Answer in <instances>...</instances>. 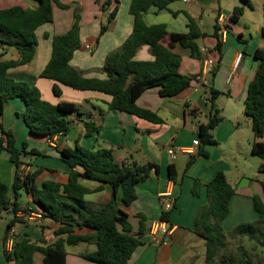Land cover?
Segmentation results:
<instances>
[{"label": "crops", "instance_id": "obj_1", "mask_svg": "<svg viewBox=\"0 0 264 264\" xmlns=\"http://www.w3.org/2000/svg\"><path fill=\"white\" fill-rule=\"evenodd\" d=\"M58 1L66 5L67 9L52 4V22L39 26L35 31L37 44L32 59L8 70L7 77L34 86L40 98L52 105L73 103L76 111L66 117L69 123L66 133L57 137H50L47 131L33 134L23 120V101L18 97L6 98L0 125L11 131L16 148L25 151L20 158L21 164L28 165L31 172L37 170L34 177L37 188H41L46 181L60 184L66 182L69 169L62 161L59 150L71 149L76 145L88 149L110 148L114 161L120 166H128L132 162L139 165L148 162L157 164V174L152 173L136 184V198L127 208L122 207L119 194L114 198V207L127 215L133 235L139 230V216L144 218L142 244L133 252L128 264H206L205 242L194 232V217L197 210L207 202L206 187L213 176L219 171L223 172L227 182L234 188L228 215L222 221L225 232L238 224L256 220L252 198H264V174L258 172L262 160L250 153L255 138L251 121L244 114L247 88L258 67L254 52L264 47V0H250V7L242 0H180L179 5L173 2L166 10L157 11L151 7L144 13L143 20L147 25L164 24L168 33H187L186 13L203 34L196 40L198 56L193 55L188 48L178 45L171 47V51L181 57L180 74L191 78L188 88L170 98H161L157 88H150L136 99L139 107L156 113L162 119L160 124L110 111L107 103L111 97L104 93L74 90L40 76L51 56L53 36L69 30L75 13L79 15L80 45L72 55L70 66L85 79H105L102 67L107 55L119 48L132 31L133 0H118L116 14L108 23L106 19L115 4L104 9L106 0ZM17 6L35 9L38 3L35 0H0V10ZM235 7H242L243 12L236 22H230L229 17ZM163 12L166 15H162ZM220 16L224 19L226 33L222 36L218 28L221 43L218 50L215 48L217 40L214 31ZM212 19L214 23L210 26ZM105 24L107 29L100 34V28ZM162 44L168 46L167 37ZM86 46H90V51ZM201 48H208L209 52L202 53ZM238 54H241V59L234 68ZM21 55L22 52L15 48H8L4 52L0 50V61L16 60ZM205 59L215 62L210 72L213 75L210 86L219 92L214 102L221 120L210 132L215 140L214 145L199 142L198 146L192 147V141L198 139V127L208 123L210 114L211 94L207 81L204 83L202 78ZM129 60H152L151 48L148 45L139 46ZM229 76L231 78L227 80ZM133 78L134 74H127L124 86ZM55 83L61 91L59 96L52 92ZM90 123L94 130L90 129L87 133L86 124ZM259 140L264 142V134ZM169 148L177 152L174 161L167 154ZM188 149L191 152H181ZM200 150L205 151L206 155H200ZM30 151L37 154L31 155ZM169 165L175 169V182L168 179ZM15 174L16 166L10 161L9 154L3 151L0 154V182L7 186L10 201L14 200L12 184ZM80 184L88 189L98 186V183L87 180H80ZM194 184H197V195L192 193ZM166 190L172 191L173 197L168 222L171 235L167 240L154 244L148 240V229L163 213L160 194ZM17 193L19 211L16 217L19 221L12 227L14 241L26 238L32 242L51 243L54 240L53 232L59 224L42 217L39 207L23 188ZM111 196L112 188L104 185L101 191L86 194L84 199L91 209L101 210ZM7 213L0 211V264H12L4 257V230L12 219V216L7 217ZM78 232L85 234L91 230L83 228ZM95 250L94 244L66 246L65 264H96L86 258ZM40 261L41 255L36 253L33 264H40Z\"/></svg>", "mask_w": 264, "mask_h": 264}, {"label": "trees", "instance_id": "obj_2", "mask_svg": "<svg viewBox=\"0 0 264 264\" xmlns=\"http://www.w3.org/2000/svg\"><path fill=\"white\" fill-rule=\"evenodd\" d=\"M38 6L35 9L11 7L0 10V50L15 48L22 52L16 60L0 61V115L3 112L6 98L18 97L25 106L23 120L30 132L41 134L49 132L50 137L68 131L67 115L76 111L73 103L61 102L52 105L40 98L39 91L25 82H17L7 77L10 69L22 66L32 59L36 48V29L53 19L52 4L60 9H67L66 5L58 0H35ZM133 26L130 35L116 50L110 52L102 67L105 79H85L70 66L73 53L80 45L79 15L74 14L73 23L69 30L62 35H55L51 41V56L40 73L41 77L53 80L69 88L79 91H97L109 95L111 100L107 107L113 112H122L145 120L153 124L162 123V119L154 112L139 107L136 99L146 90L157 88L161 98H170L190 86L191 78L179 72L181 57L171 51L173 45L188 48L198 56L199 49L196 40L203 36L196 22L186 13L187 33H168L164 24L147 25L143 15L149 8L157 11L168 9V5L180 0H133ZM248 7L250 0H242ZM118 0H106L103 7L111 9L106 23L114 18ZM243 8L235 7L229 17L230 22H236L242 15ZM175 14V13H173ZM107 29L102 25L100 34ZM215 26L214 36L217 40L215 48L220 49V41ZM264 35V26H262ZM168 38V46L162 41ZM141 45L151 48L152 60H129ZM3 54V53H2ZM254 58L258 67L252 81L247 88L244 101V114L251 121V129L255 141L251 145L250 153L262 160L258 172L264 174V142L259 139L264 134V47L255 50ZM127 74H134L133 80L124 86ZM53 84L52 92L55 96L61 94L57 84ZM210 114L208 123L200 125L197 137L203 145H214L215 140L211 130L221 120L219 110L215 105V98L219 92L209 86ZM94 130L93 124H86L87 133ZM25 146V144H24ZM6 151L16 169L21 164V156L25 152L15 146L13 134L0 125V154ZM25 154V153H24ZM36 155L35 151H30ZM62 161L68 166L67 180L64 184L46 181L41 188L34 185L37 170L27 179L19 180L15 174L12 189L14 200L7 197L8 188L0 182V211L12 214V219L4 230L3 243L5 244L10 228L19 221L16 213L19 211L17 191L23 188L31 196L41 216L59 226L54 230V240L47 244L45 241L32 242L26 238L14 242L12 251L6 252V261L12 264H33L36 253L41 255L40 264H65V247L78 244H94L96 250L86 256L96 264H128L133 252L142 244L144 235V218L139 216V230L132 234L127 215L114 207V198L120 195L123 208L136 198L135 186L150 174H157V164L148 162L139 165L135 162L128 166L118 165L113 158L110 148L88 149L76 145L74 149L59 150ZM200 155H206L200 150ZM191 160V159H190ZM168 179L175 182V169L168 166ZM80 180L98 183L94 189H88L80 184ZM104 185L112 188L110 201L102 205L101 210H93L84 199L86 194L98 192ZM197 184L192 187V193L197 195ZM264 192V183H262ZM234 194V188L227 182L223 172H217L206 187L207 202L201 206L194 217V232L205 242L206 264H264V258L255 248H247L242 240L245 237L254 242L255 246L264 247V198L253 196V205L257 219L236 225L232 230L225 232L222 221L229 212V201ZM169 212L162 213L160 219L169 222ZM83 228L90 229V233L81 234ZM246 241V240H245Z\"/></svg>", "mask_w": 264, "mask_h": 264}, {"label": "built area", "instance_id": "obj_3", "mask_svg": "<svg viewBox=\"0 0 264 264\" xmlns=\"http://www.w3.org/2000/svg\"><path fill=\"white\" fill-rule=\"evenodd\" d=\"M188 0H183V2H187ZM218 28L220 30V33L222 36L226 33V25L224 23L223 17H218L217 22ZM86 49L90 51V46H86ZM202 53H208V48H201ZM241 59V54H238L235 62H234V68L238 66V63ZM215 65L214 60L212 59H205L202 69V78L203 82L206 83L207 75L212 71L213 67ZM231 76L228 77L227 80H230ZM62 135L61 133H58L54 135L55 137ZM199 141L198 139H195L192 141V147L198 146ZM181 152H191V149L188 150H181ZM167 154L171 161H174L176 159L177 152L173 150L172 148H169L167 150ZM30 167L26 164H20L19 167L16 169V175L19 178V180H25L27 177L31 174ZM160 198L163 201V213L171 211L173 207V197H172V191L166 190L164 193L160 194ZM14 230L13 228H10L7 234V238L4 244V249L6 252L10 253L12 251V247L14 245ZM171 235V228L168 225V222L163 221L161 219L154 221L151 223L149 229H148V240L151 243L159 244L160 242L167 240Z\"/></svg>", "mask_w": 264, "mask_h": 264}, {"label": "rangeland", "instance_id": "obj_4", "mask_svg": "<svg viewBox=\"0 0 264 264\" xmlns=\"http://www.w3.org/2000/svg\"><path fill=\"white\" fill-rule=\"evenodd\" d=\"M175 5H179L178 1L175 2ZM164 14L162 15H166V12H163ZM214 23L213 19L209 22V25L212 26V24ZM71 149H74V147H71ZM257 159V158H255ZM262 177H264V175H262ZM23 193V192H21ZM22 196H24V194H22ZM12 216V214L7 213V217L10 218ZM246 240V241H245ZM245 240L243 241V244L247 247V248H255V252H258V254H260L262 256V258H264V247L261 246H255L254 242L248 240V238L245 237ZM95 263V262H94Z\"/></svg>", "mask_w": 264, "mask_h": 264}, {"label": "water", "instance_id": "obj_5", "mask_svg": "<svg viewBox=\"0 0 264 264\" xmlns=\"http://www.w3.org/2000/svg\"><path fill=\"white\" fill-rule=\"evenodd\" d=\"M212 73H209L208 77H207V84L210 86L211 85V79H212Z\"/></svg>", "mask_w": 264, "mask_h": 264}]
</instances>
